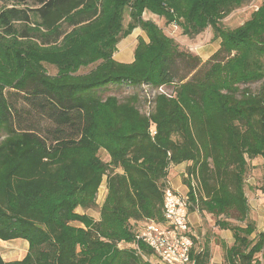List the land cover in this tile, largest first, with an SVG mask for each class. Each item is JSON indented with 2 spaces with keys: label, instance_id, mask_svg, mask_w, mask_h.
<instances>
[{
  "label": "trees",
  "instance_id": "16d2710c",
  "mask_svg": "<svg viewBox=\"0 0 264 264\" xmlns=\"http://www.w3.org/2000/svg\"><path fill=\"white\" fill-rule=\"evenodd\" d=\"M0 1L10 2L0 9V240L28 242L0 264H152L131 222L163 220L168 168L185 161L189 211L245 221H216L234 238L222 263L264 264L244 194L247 159H264V0L232 29L221 19L248 0ZM145 10L189 37L210 27L219 47L202 62ZM136 27L147 40L137 37L131 62L115 60ZM122 86L148 88V111L138 93H111ZM104 176L98 220L77 213L96 207ZM189 255L209 264L206 246Z\"/></svg>",
  "mask_w": 264,
  "mask_h": 264
},
{
  "label": "crops",
  "instance_id": "0c3cea01",
  "mask_svg": "<svg viewBox=\"0 0 264 264\" xmlns=\"http://www.w3.org/2000/svg\"><path fill=\"white\" fill-rule=\"evenodd\" d=\"M133 31L137 32V37L139 36L144 40H147L146 36L143 37L142 34L144 33L140 28H134ZM133 31L131 33H133ZM128 36H130V34ZM134 48L131 51V56L127 55L128 52L123 55L129 56V59L126 61H121V59H119V55H115V53H113V58L119 62H131L133 60ZM108 160L109 157H107L106 161ZM190 164L191 162L185 161L176 165H170L166 177L168 184L167 187L181 194H188L189 188L187 184L183 182V177L186 175V168ZM247 167L248 168L244 179V194L248 204L247 219L251 221L255 227V232L252 234V237H254L257 232H260L264 229V159L261 156H257L253 159H247ZM102 182L104 183L106 193V178L102 180ZM90 210L91 209L83 210L82 208L77 207L75 211L80 214L92 216L89 213ZM188 219L192 239L194 238L193 241L195 240L193 246L195 249L205 246L209 249V264H222L224 251L221 243H223L225 246H231L234 242L232 231L230 229L220 228L216 221L225 220L232 223L234 222L235 224L233 225L245 226V221H234L227 218L223 214L213 215L212 213H209L205 210L200 212L197 209L189 211ZM95 220H98V218ZM71 224L83 227L82 224L78 225L75 224V222H72ZM27 251L28 242L20 238L7 240L0 243V255L5 261L22 259ZM152 264H160V262L156 259H153Z\"/></svg>",
  "mask_w": 264,
  "mask_h": 264
},
{
  "label": "rangeland",
  "instance_id": "374dc122",
  "mask_svg": "<svg viewBox=\"0 0 264 264\" xmlns=\"http://www.w3.org/2000/svg\"><path fill=\"white\" fill-rule=\"evenodd\" d=\"M261 2L262 0H248L242 6L235 8L227 16L221 19L220 21L221 25L229 29H232V28H235L241 25L244 21H246L250 17V14L258 8ZM6 4H10V2ZM6 4H4L3 1H0V9L5 7ZM142 18L150 19L154 21L158 26H160L163 29L166 35L174 39V41L176 42V44H178L181 50H185V51H188L192 54L199 56L202 62L206 61L219 47L218 46L219 39H217L214 36V33L210 27L206 28L205 30H203L197 35L189 37V36L182 34V30L179 26L173 25V24H166L164 18L158 17L157 15L152 14L148 10L143 11ZM129 19L130 18L128 16V9H126L125 14H124V21H123L124 26H127ZM62 28L67 32H69L71 29V28H66L65 24L63 25ZM136 33L137 32L133 31V33H130V36L122 38L116 44L114 53L115 55H119L120 57L119 59H121V61L122 60L126 61L127 59H129V56H123L125 55L126 52H128L127 55L131 56V51L133 50L134 45L136 44V41H137ZM142 35L143 37L146 36L145 34H142ZM44 67L48 74H55L57 72L56 67L53 65L44 63ZM257 87H258V83L252 85V88L254 89H256ZM168 89L171 90L172 88H168ZM111 93L116 94L120 99L126 97L129 94L138 93L140 97L139 107L143 112L148 111L149 109L148 107L149 103L145 99L153 96V93H151L146 87H143V88L140 87L138 89H133L131 87L125 88L124 86H122L118 90H112ZM97 155L104 162L107 160L108 156L104 150H98ZM105 178L106 176L103 177V180ZM105 195H106L105 187H104V183L102 182L96 194V198H95L96 207L89 211V213L92 216L88 215L94 220L99 218V208L105 198ZM227 218L236 221L233 216H230ZM143 222L144 221H139L137 223L131 222V226H132L134 233L136 232L138 226H140ZM230 223L232 225L235 224L234 222L233 223L230 222ZM75 224L81 225V223L79 222H75ZM1 242L3 241L0 240V243ZM128 245L129 244L121 242L119 244V247H126Z\"/></svg>",
  "mask_w": 264,
  "mask_h": 264
},
{
  "label": "built area",
  "instance_id": "2783aa9c",
  "mask_svg": "<svg viewBox=\"0 0 264 264\" xmlns=\"http://www.w3.org/2000/svg\"><path fill=\"white\" fill-rule=\"evenodd\" d=\"M151 133L154 131L150 129ZM192 189L197 188L195 176L190 175ZM188 194H181L166 187L163 196L162 215L160 222L145 220L135 232V240L145 243L152 255L148 260L156 259L160 264H191L190 249L193 246L189 226Z\"/></svg>",
  "mask_w": 264,
  "mask_h": 264
}]
</instances>
